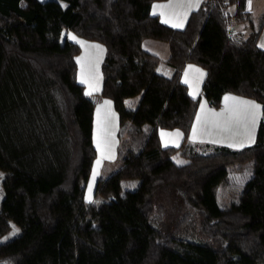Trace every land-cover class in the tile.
Wrapping results in <instances>:
<instances>
[{
    "label": "trees",
    "instance_id": "trees-1",
    "mask_svg": "<svg viewBox=\"0 0 264 264\" xmlns=\"http://www.w3.org/2000/svg\"><path fill=\"white\" fill-rule=\"evenodd\" d=\"M152 1L0 0V234L9 219L19 226L0 241V264H264V12L200 0L172 27ZM61 27L103 44L96 93L117 117L120 163L96 177L92 199L84 182L94 99L75 77L80 47L59 37ZM143 38L165 42L169 73ZM186 62L203 69L211 106L224 91L259 102L250 142L187 138L199 97L179 78ZM176 127L179 141L161 144L158 128ZM245 162L238 194L218 204L228 172ZM123 178L137 181L122 188Z\"/></svg>",
    "mask_w": 264,
    "mask_h": 264
},
{
    "label": "rangeland",
    "instance_id": "rangeland-1",
    "mask_svg": "<svg viewBox=\"0 0 264 264\" xmlns=\"http://www.w3.org/2000/svg\"><path fill=\"white\" fill-rule=\"evenodd\" d=\"M60 2L63 3V1H60ZM165 2H167L166 4L171 3V5L174 6V4H172L173 0H168ZM154 5H164V3H162L161 0H153L152 8H151L152 11H154V7H153ZM172 6L166 8L168 9V11L165 10V13L167 15L163 17L164 19H168L170 22L175 23L172 19H169L170 17L169 11L171 10ZM160 9H163V8H160ZM11 16L15 17L13 13H11ZM231 20L232 19H229L228 21H231ZM241 26L242 25L240 24L235 25L234 27H232L233 28L232 31L238 34H242L244 30H241L240 28ZM59 37L60 38L65 37L70 40H74L78 43L80 50L75 55V60L77 64L75 77H76V80L80 82L83 81L82 82L84 84L83 90L85 92H91L90 96L94 99V107H93L92 123H91V140L95 148V155L91 163L89 174L86 177L85 182H84V185H85L84 197L86 199H92L93 185H94V181L96 177L99 175L107 174L108 172L115 169L120 163L119 160L112 157L114 153V144L117 141L116 134H115V130L117 126V120H116V117H114V115L116 116L115 111L114 109H112L110 104H105V101L111 102V100L108 97H105V96H102L96 93L98 90L99 81H100L99 59L102 55L104 47L101 42L77 35L71 30L64 28V27H61L60 32H59ZM71 37H75V39H72ZM144 40L145 41L143 42V45L145 47L154 49L160 54L162 53L160 51V45L164 44L165 46L164 41L158 40V39H152V38H145ZM259 43L261 42H258V44ZM87 51L89 52V55L87 57L86 64H85L84 61H85V55ZM78 58H79V62H78ZM189 63L192 66H194L195 69H199V72L194 71L195 76L191 78V81L197 84L198 77L200 76V73L203 72V69L200 66L196 65L195 63H192V62H189ZM185 68H187V65L186 67H184V71L181 77L183 79H188L187 75L185 74ZM87 70L89 71L88 73L86 72ZM159 70L162 71L161 65H160ZM137 97H138V93L129 95L125 97L124 102L127 106H133L137 100ZM250 100H252V102H254L257 105L259 104V102L254 99L250 98ZM101 104H104V107H105L104 108V118L102 120L103 122L99 123L98 122L99 121L98 109ZM111 114L112 115L114 114L113 117H111ZM159 129L165 130L164 132L167 133V137L162 136L161 144H169V143L175 144L179 141L180 135L178 136L179 137L178 140L176 138L177 136L174 135L175 132H179L181 134V131L179 128L177 127L173 128L172 129L173 131H168V129L166 128H159ZM251 140H252V136L251 134H248V136L241 138L237 141H226L225 139L218 140V141H221V142L224 141L223 143H227L232 146H239V145L248 143ZM98 143L99 144L103 143L102 151H100L99 147H97ZM210 143H217V142H210ZM172 157L176 162L184 160V157L178 153H174ZM97 161L99 162L102 161L101 168H100V164H97ZM249 168L250 167H249L248 162H245L244 164H242V166L238 170L228 172L229 180L223 188H220V194H217L216 196L218 204L221 205L225 203L226 201L230 199H234L236 197L240 189V185L242 181L249 174ZM94 170L96 172L95 177H93ZM1 176H2V169H0V179H1ZM136 181H137L136 178H123L121 179V186L122 188L133 187ZM90 184H91V192L89 191ZM1 196H2V188L0 184V198ZM18 231H19V226L16 223H14L11 219H9V227L7 230H5L3 233L0 234V241L9 238L10 236L14 235Z\"/></svg>",
    "mask_w": 264,
    "mask_h": 264
},
{
    "label": "crops",
    "instance_id": "crops-1",
    "mask_svg": "<svg viewBox=\"0 0 264 264\" xmlns=\"http://www.w3.org/2000/svg\"><path fill=\"white\" fill-rule=\"evenodd\" d=\"M168 0H161L162 3H164V5H168L166 4ZM200 1V0H199ZM152 3L150 4V10L152 11ZM192 3V4H196V0H173L172 4H174V6H172L171 10L169 11V19H172L174 22H177L178 20H183L184 22V16L183 13L187 12L194 8H189L188 4ZM179 4H183V7H179ZM245 9L248 10V0H245ZM165 10L168 11V9L163 8V9H155L154 11L158 14L159 18L162 20L164 19V17L167 15L165 13ZM152 11V12H154ZM249 11V10H248ZM160 12L164 13V17H162L160 15ZM253 16H257V14H259L260 12H264V0H251V11H249ZM177 13H179L180 15L178 16ZM229 25L231 27V29H233L232 27H234L237 24L242 25L240 22H236L233 19L231 21H228ZM173 22H170L168 24L172 25ZM241 30H244V28L241 26L240 27ZM240 30V29H239ZM145 38H143L141 40V45L143 48L152 51L154 53H156L159 57H160V61L157 65V68L159 70L160 65L162 67V71L163 73H169L170 72V68L169 66L165 63L164 61V57L167 55V47L166 44L164 46V44L160 45V51L162 52L161 54L158 53L157 51H155L154 49H150L148 47H145L143 45V42ZM259 43V45L261 46L262 44L264 45V21L263 24L261 26V29L259 31L258 37H257V43ZM263 42V43H262ZM165 43V42H164ZM264 48V47H263ZM89 55V52L87 51L86 55H85V61L84 63L86 64V60L87 57ZM101 58V57H100ZM100 60V59H99ZM185 68V74L187 75L188 79H187V90L189 93H192L191 95H197L199 97V102L196 108V111L194 113L191 125L189 127L188 133H187V138L191 141L194 142H217V143H223L221 141L218 140H222L225 139L226 141H237L241 138H244L246 136H248V134H251L252 138H253V133H254V128H255V123L257 121V118L260 114V109L258 112H256V120L255 123H253V119H252V111L250 108H245L244 105H239L236 101H225V97L226 96H231V97H235L237 98V101H250L252 102V100H250V97H245L233 92H229V91H224L221 93L220 96V102L217 106L213 107L211 106L206 98L202 95V91H201V79L202 77L199 76L198 77V83H194L191 81V78L195 76L194 71L195 68L194 66H192L189 62H186L181 70L180 73V80H182L183 82H185L186 79H183L182 73L184 71V67ZM191 66V68L189 67ZM86 67V65H85ZM87 73L89 72L88 70L86 71ZM203 73V72H202ZM252 99V98H251ZM111 105V102H110ZM201 105H204L205 107L202 109ZM260 106V104H258ZM112 107V105H111ZM104 104H101L99 106L98 109V113H99V123L103 122V118H104ZM235 108L236 110L240 111L241 113V117L239 119V121H233L229 127L228 130H224L222 127H217L216 126V121H220L221 123H223V121L225 120V118L228 116V110L229 109H233ZM113 109V107H112ZM212 113H224L223 116H213ZM116 114V113H115ZM114 115V114H113ZM113 115L111 114V117H113ZM200 116V121H197V116ZM114 117H116L114 115ZM117 120V117H116ZM196 126V134H195V139H192L193 137V126ZM117 127V126H116ZM173 128L168 129V131H173ZM165 130H161L158 128V136L160 139V142L162 140V133H164L165 135H163L164 137H167V133L164 132ZM177 133V132H175ZM176 136V135H175ZM178 140V136L176 137ZM171 144V143H169ZM227 144V143H226ZM229 145V144H228ZM115 147V144H114ZM103 148V143L99 144V149L100 151H102ZM112 157H114V153L112 155ZM100 164V168L102 165V161L99 162Z\"/></svg>",
    "mask_w": 264,
    "mask_h": 264
},
{
    "label": "snow or ice",
    "instance_id": "snow-or-ice-1",
    "mask_svg": "<svg viewBox=\"0 0 264 264\" xmlns=\"http://www.w3.org/2000/svg\"><path fill=\"white\" fill-rule=\"evenodd\" d=\"M198 3H199V0H196V4H192V3H189L188 4V7L189 8H192V7H195V6H198ZM171 3L168 4V5H154V10L155 9H160V8H168V7H171ZM179 7H183L184 5L183 4H179L178 5ZM248 10L251 11V0H248ZM153 14H156V12L154 11ZM160 15L163 17L164 16V13L163 12H160ZM177 15L179 16L180 14L177 13ZM183 16L184 18L186 19L187 18V12H184L183 13ZM162 23H169V20L168 19H162L161 21ZM172 27H183V20H178L177 22L175 23H172ZM72 39H75V37H71ZM79 42V41H78ZM262 47H264V45H261ZM78 62H79V58H78ZM191 68V66H189ZM195 71L199 72V69H195ZM204 75V73H200V76L202 77ZM83 82V81H81ZM187 79L185 80V83H187ZM192 94V93H190ZM85 95H91V92H86ZM225 101H229V100H232V101H236L239 105H244L245 108H250L252 111V119H253V123H255V120H256V112L259 111L260 109V106L255 104L254 102H250V101H237V98L235 97H231V96H226L225 98ZM105 104H110L109 101H105ZM205 106L204 105H201V108L203 109ZM228 116L225 118V120L223 121V123H221L220 121H216V126L217 127H222L224 130H228L231 123L233 121H239L240 117H241V113L240 111L236 110L235 108L233 109H229L228 110ZM213 116H223L224 113H212ZM200 116L198 115L197 116V121L199 122L200 121ZM196 126L194 125L193 126V137L192 139H195V134H196ZM162 136L165 135L164 133L161 134ZM174 135L176 136H179L181 135L179 132L175 133ZM230 147L232 145H229ZM243 145H241L242 147ZM97 147H99V143L97 144ZM178 163H183L182 161H178ZM97 164H99V161H97ZM96 175V172L94 170L93 172V177H95ZM134 186V185H133ZM89 191L91 192V184L89 185Z\"/></svg>",
    "mask_w": 264,
    "mask_h": 264
},
{
    "label": "built area",
    "instance_id": "built-area-1",
    "mask_svg": "<svg viewBox=\"0 0 264 264\" xmlns=\"http://www.w3.org/2000/svg\"><path fill=\"white\" fill-rule=\"evenodd\" d=\"M216 1H218V0H211V4L215 3ZM222 1H224V0H222Z\"/></svg>",
    "mask_w": 264,
    "mask_h": 264
}]
</instances>
